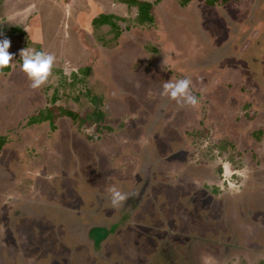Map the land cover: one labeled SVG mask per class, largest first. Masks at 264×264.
<instances>
[{
	"label": "rangeland",
	"instance_id": "obj_1",
	"mask_svg": "<svg viewBox=\"0 0 264 264\" xmlns=\"http://www.w3.org/2000/svg\"><path fill=\"white\" fill-rule=\"evenodd\" d=\"M101 13L122 20L94 26ZM151 13L0 0L15 54L0 72V264H264V0ZM25 48L56 57L38 90ZM182 78L196 108L160 95ZM47 107L54 125L30 122ZM113 186L135 195L113 209Z\"/></svg>",
	"mask_w": 264,
	"mask_h": 264
},
{
	"label": "clouds",
	"instance_id": "obj_2",
	"mask_svg": "<svg viewBox=\"0 0 264 264\" xmlns=\"http://www.w3.org/2000/svg\"><path fill=\"white\" fill-rule=\"evenodd\" d=\"M4 36L0 28V37ZM11 41L7 37L0 39V72L9 68L14 61L13 53L9 52ZM22 64L20 70L26 75L29 87L38 90L46 85L53 73L56 57L54 54L38 51L36 49H22L19 53ZM192 81L190 78H182L175 82L169 80L162 85L160 95L169 101H175L180 107L196 108L199 104L198 98L192 93ZM130 195L118 190L116 187L109 189L110 204L113 209H118L130 198Z\"/></svg>",
	"mask_w": 264,
	"mask_h": 264
},
{
	"label": "trees",
	"instance_id": "obj_3",
	"mask_svg": "<svg viewBox=\"0 0 264 264\" xmlns=\"http://www.w3.org/2000/svg\"><path fill=\"white\" fill-rule=\"evenodd\" d=\"M122 2H124L125 4L131 6V5H135L137 7V20L140 23H143L145 21H152L153 15L151 13V10L153 9L154 5H156V3L159 0H120ZM189 0H181V3H183V5H185ZM219 1L225 2L228 0H204V2L209 5V6H213L216 3H218ZM117 17L119 20H122V17L117 16L115 14H106V13H101L99 14L97 17L93 18L92 22L94 26H101L104 24H108L111 26L112 29H115V23L113 21V19H115L114 17ZM116 19V20H118ZM14 30H18V32H22V29H19L18 27H15ZM82 33V32H81ZM80 33L81 36V40L83 42V35ZM97 56V51H93L91 50V58L89 60V62L84 65L83 70L85 73H88V71H90V69L92 68L95 58ZM75 75V74H74ZM76 76V75H75ZM95 97L92 98L93 101H95ZM53 100H56V98L54 97ZM97 111V110H96ZM53 112L51 111L50 107L46 108V111L41 110L37 115H34L30 118V122L31 123H40L43 121H50V123L52 125H54L52 122L55 120V118L57 116H54L52 114ZM62 114L65 116L70 117L71 119H74V117H76V113L70 111V110H63L62 109ZM103 115L101 111H97V119H102ZM2 143H0L1 145Z\"/></svg>",
	"mask_w": 264,
	"mask_h": 264
},
{
	"label": "flooded vegetation",
	"instance_id": "obj_4",
	"mask_svg": "<svg viewBox=\"0 0 264 264\" xmlns=\"http://www.w3.org/2000/svg\"><path fill=\"white\" fill-rule=\"evenodd\" d=\"M143 184H145V183H143ZM142 186H143V185H142ZM142 188H143V187H142ZM146 189H147V188H146ZM146 189H145V190H146ZM139 193L141 194V193H142V191H140ZM139 198H141V197H139Z\"/></svg>",
	"mask_w": 264,
	"mask_h": 264
}]
</instances>
